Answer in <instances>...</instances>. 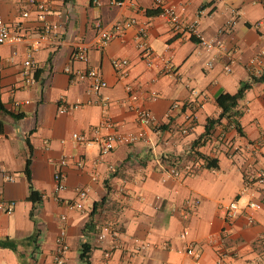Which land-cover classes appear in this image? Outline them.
Listing matches in <instances>:
<instances>
[{"label":"crops","instance_id":"0c3cea01","mask_svg":"<svg viewBox=\"0 0 264 264\" xmlns=\"http://www.w3.org/2000/svg\"><path fill=\"white\" fill-rule=\"evenodd\" d=\"M28 1L0 0V17L9 30L35 40L44 25H53L60 38L55 46L41 42L32 54L35 85L21 75L26 45H0V100L16 115L0 116V199L14 202L12 213L0 211V243L14 246L0 247V264H57L62 225V264H264V186L248 183L264 168V76L252 82L248 67L260 56L257 69L264 75V0H165L184 8L180 20L196 22L195 35L172 31L157 16L153 0H123V7L111 6V0H33L45 3L46 13ZM96 19L107 28L126 19L135 24L97 49ZM140 29L154 55L169 47L175 75L165 74L157 61L146 67L138 47ZM198 36L223 47L207 49ZM81 43L88 47L87 59L73 61V47ZM113 59L127 61L126 77L118 78ZM90 69L106 83L98 93L81 78ZM244 83L249 88L237 106L238 132L222 119L193 149L207 120L220 114L216 96L233 95ZM127 85L141 101L128 98ZM150 90L158 95L154 101L147 97ZM175 101L184 106L181 111L169 110ZM73 105L78 107L60 112L61 106ZM135 106L154 117L144 139L117 146L101 161L96 145L71 142L74 133L89 138L136 133ZM191 113L193 122L182 134ZM195 151L216 159L217 168H205ZM162 155L175 160L176 177L159 163ZM29 157L31 187L40 199L34 208L23 175ZM64 157L66 189L55 194L53 174ZM74 188L86 189V197H77ZM69 201L82 209H69ZM233 201L241 213L226 222L221 208ZM250 202L260 206L251 224L246 220ZM106 225L111 232L100 239ZM82 244L89 249L87 263L79 259ZM189 246L194 256L186 254Z\"/></svg>","mask_w":264,"mask_h":264},{"label":"built area","instance_id":"2783aa9c","mask_svg":"<svg viewBox=\"0 0 264 264\" xmlns=\"http://www.w3.org/2000/svg\"><path fill=\"white\" fill-rule=\"evenodd\" d=\"M29 4L34 5L36 9L41 13L47 12V6L45 3L35 2L33 0L28 1ZM111 6L115 7H123L124 1L123 0H111ZM153 5L157 11V16L162 19L172 31L181 34H188V35H195V26L196 22L190 25H184L183 22L180 20L181 12L184 11L183 7H175L165 3V0H153ZM200 16V13L199 15ZM23 18L27 17V12L22 14ZM135 24L134 19H126L122 21H116L111 25V27H104L101 24L99 19L94 20V27L96 29V47L97 49H102L111 39L120 35L123 30L126 28L133 26ZM60 33L56 26L53 25H44L43 28L38 33L37 39H31L30 35L24 34L22 35L19 32L10 31L7 24L2 20L0 17V45L3 44H12V45H19L25 44L24 50V61L23 67L24 70L22 72V79L25 83L30 85H35L36 81L33 78V73L35 72V66L31 62L32 54L38 49L39 44L41 42H47L50 46H55L59 43ZM201 44L207 48H215L220 49L223 47V44L220 41H205L204 38L198 36ZM139 40L138 47L140 49V56L141 59L144 61L146 67L152 68L155 62H159L163 65V71L167 75H175L176 70L172 65V57L169 51V47L166 46L163 52L160 55H154L150 48L144 42L145 40V32L143 29L139 30L138 37ZM88 54V47L81 44L74 45L72 50L71 59L73 61H80L85 62L87 59ZM260 62V56H257L250 60L248 67L251 69V74L253 77L251 78H259L261 75V70L257 69V63ZM127 61L124 59H113L111 61V66L115 71L118 78H124L127 76ZM208 66H210L208 64ZM224 71L226 73L230 72V68L228 66L224 67ZM260 75V76H259ZM81 78H85L90 82V90L94 93H98L101 89L106 88V83L102 79L100 73L95 69H90L83 74H81ZM126 92L128 93V98L132 102H137L138 100H142L141 97L135 92L131 86L125 87ZM148 99L154 101L158 98L156 92L150 90L147 95ZM200 106V105H199ZM78 105L73 106H61L60 112L65 113L70 109L77 108ZM183 105L177 101L173 102L169 108L170 111H181L183 109ZM201 107V106H200ZM187 108L194 111L197 109V105H190ZM133 112L135 113V122L138 127V131L136 133H119L115 132L111 135H106L103 137H94L89 138L86 134L81 133H74L71 135V142L74 146H81L86 147L92 144L97 146L98 149V161L102 160L104 155H107L111 151H113L119 145H132L145 137V131L149 129L151 126L154 125V117L151 115L150 112L147 110L140 108L139 106H135L132 108ZM194 113L186 117L187 125L181 130L182 134H187L188 129L193 122ZM96 132V129H94ZM159 163L164 165L165 172L169 174V176L176 177L178 175V171L175 168V160L171 159L167 155H162L159 158ZM68 160L64 157L61 158L57 163V169L53 174V184H54V193L58 194L66 189V185L64 182L65 173L64 170L67 167ZM81 161L77 160L75 166L77 168L81 167ZM7 180H11L9 177L6 178ZM92 180L95 178L92 177ZM248 183L255 186H264V168L259 169L257 173L248 179ZM74 193L79 198H85L87 195V190L83 188H74ZM69 209H82L80 203L71 202L69 201L67 204ZM247 209L250 211L246 214V220L248 223H252L254 219L253 213L260 209V206L256 202H250L246 205ZM14 208V202L9 201L6 202L0 199V211L5 214L12 213ZM241 211L237 205L236 201L231 202L230 204L223 206L221 208V215L224 221H232L240 215ZM61 222L65 220L64 216L60 217ZM109 225L103 227L99 238L104 239L107 234L111 232ZM185 234V233H184ZM183 234V235H184ZM65 239V230L64 226L62 225L59 229L58 236L56 238V244L58 246V252L56 257L57 264H62L61 255L66 250V245L64 242ZM186 254L190 256H194L193 247L189 246L186 250ZM124 264H133L132 262H127Z\"/></svg>","mask_w":264,"mask_h":264},{"label":"trees","instance_id":"16d2710c","mask_svg":"<svg viewBox=\"0 0 264 264\" xmlns=\"http://www.w3.org/2000/svg\"><path fill=\"white\" fill-rule=\"evenodd\" d=\"M264 75H261L259 78H251L252 82L255 81H260L262 80ZM249 88L248 83H244L240 85L238 88L237 92L233 95H229L226 93H220L219 95L216 96L215 102L218 108L220 109V114L216 119H208L206 122V125L204 127V132L203 134L193 143V149L197 147L198 145L204 144L207 139L212 135L213 127L217 123H219L222 119H225L228 121V123L232 124L235 130L238 132V125H237V117L240 115V112L237 111V106L239 101L242 99L245 91ZM10 116V117H16V115H12L8 111H6L3 108V105L0 100V116ZM18 117V116H17ZM3 126L2 122L0 121V129ZM195 156H199L203 162H204V167L207 169H215L217 168V161L216 159L206 157L204 155H201L197 151L194 152ZM23 175L25 176V179L28 183V197L27 199L31 202L32 207L39 202V196L36 191H34L31 187V176H30V157L27 158L25 165H24V170H23ZM104 198L100 201L101 203H104ZM96 203L93 205V209L96 208ZM94 211L92 210L90 215L92 216ZM88 225V224H87ZM0 247H9L11 249H14V246L12 244L8 245V243H0ZM88 247L85 244L81 245V252L79 254V259L82 260L83 262L87 263V256L86 252H88Z\"/></svg>","mask_w":264,"mask_h":264}]
</instances>
